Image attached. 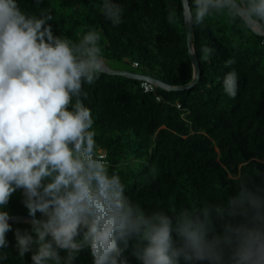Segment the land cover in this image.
I'll use <instances>...</instances> for the list:
<instances>
[{"label": "clouds", "instance_id": "obj_1", "mask_svg": "<svg viewBox=\"0 0 264 264\" xmlns=\"http://www.w3.org/2000/svg\"><path fill=\"white\" fill-rule=\"evenodd\" d=\"M185 4L184 23L226 16L264 30V0ZM100 10L114 27L123 22L116 0H102ZM53 19L0 0V261L8 259L12 231L2 209L22 190L32 219L30 229L15 230V247L21 258L31 253L32 264H72L83 247L93 264H128L130 245L140 264H264V182L253 181L259 169L238 174L235 195L220 200L200 197L147 212L126 195L121 176L98 154L92 111L80 99L105 70L101 32L74 41L54 34ZM177 19L170 8L167 21ZM213 51L202 47V59ZM223 91L237 96L235 70L225 74Z\"/></svg>", "mask_w": 264, "mask_h": 264}, {"label": "trees", "instance_id": "obj_2", "mask_svg": "<svg viewBox=\"0 0 264 264\" xmlns=\"http://www.w3.org/2000/svg\"><path fill=\"white\" fill-rule=\"evenodd\" d=\"M124 8L123 22L113 26L101 12L102 0H18L22 10L53 16L54 34L78 41L89 30L101 32L107 63H128L137 72L182 87L190 83L194 67L187 47L181 0H116ZM193 0H189L192 4ZM175 8L177 21L169 24L167 11ZM194 7V4H193ZM193 46L199 77L188 88L155 85L144 91L138 79L103 72L84 85L82 103L92 111L97 149H104L110 172L127 186L126 195L151 212L200 197L220 200L235 195L238 174L252 168L257 184L264 182V37L226 16L193 24ZM212 48L205 61L202 47ZM235 63L226 66V61ZM133 62L137 65L133 66ZM238 74V94L223 91L225 74ZM28 215L22 190L2 209ZM40 214L37 213V216ZM9 255L0 264H32L31 253L19 257L15 230L30 229V221L9 222ZM219 231V222H216ZM64 255V253H61ZM128 264H140L131 245L124 253ZM72 264H93L91 250L83 247Z\"/></svg>", "mask_w": 264, "mask_h": 264}, {"label": "water", "instance_id": "obj_3", "mask_svg": "<svg viewBox=\"0 0 264 264\" xmlns=\"http://www.w3.org/2000/svg\"><path fill=\"white\" fill-rule=\"evenodd\" d=\"M181 2L183 5V14L185 15L187 13V6L185 4V0H181ZM187 3L189 4V0H187ZM184 25H185V31H186V36H187L188 53L190 55V58L192 60L193 67H194V76H193V79L190 83H188L182 87H172L169 84H166V83L158 80L157 78H155L153 76L133 73V72L127 71V70H113V69H109L107 66H105L104 72L109 73V74H115V75H123L126 77L138 79V80L150 81L159 87L169 89V90L179 89V88H188V87L193 86L199 77V61H198V57L196 55V52H195L194 46H193V24L192 23H184ZM251 29L256 34L264 37V30H261V29L256 28V27H252ZM10 217H11V219L9 220V222L31 221V219H32L31 217L25 216V215H12Z\"/></svg>", "mask_w": 264, "mask_h": 264}, {"label": "rangeland", "instance_id": "obj_4", "mask_svg": "<svg viewBox=\"0 0 264 264\" xmlns=\"http://www.w3.org/2000/svg\"><path fill=\"white\" fill-rule=\"evenodd\" d=\"M126 61L127 63L123 61L108 60L107 63H105V66L113 70H127V71L131 70L137 72V69H134L132 66L128 64L131 60L128 58L126 59Z\"/></svg>", "mask_w": 264, "mask_h": 264}, {"label": "built area", "instance_id": "obj_5", "mask_svg": "<svg viewBox=\"0 0 264 264\" xmlns=\"http://www.w3.org/2000/svg\"><path fill=\"white\" fill-rule=\"evenodd\" d=\"M132 64H133V66L137 65L136 62H133ZM141 87L144 89V91H152L154 89V87H155V84H153L150 81L142 80L141 81ZM97 150H98V154L100 156L106 158L107 152L104 149L98 148Z\"/></svg>", "mask_w": 264, "mask_h": 264}]
</instances>
